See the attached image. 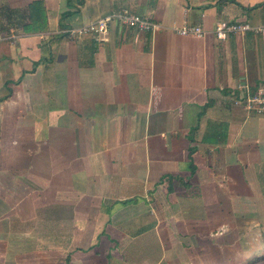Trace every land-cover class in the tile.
<instances>
[{
  "label": "crops",
  "instance_id": "crops-1",
  "mask_svg": "<svg viewBox=\"0 0 264 264\" xmlns=\"http://www.w3.org/2000/svg\"><path fill=\"white\" fill-rule=\"evenodd\" d=\"M43 1L42 31L0 10V264L212 263L216 228L264 215V115L232 94L264 82V30H212L264 26V0H83L62 22ZM121 8L158 27L64 31Z\"/></svg>",
  "mask_w": 264,
  "mask_h": 264
},
{
  "label": "built area",
  "instance_id": "built-area-1",
  "mask_svg": "<svg viewBox=\"0 0 264 264\" xmlns=\"http://www.w3.org/2000/svg\"><path fill=\"white\" fill-rule=\"evenodd\" d=\"M115 21L124 26L143 31H153L158 27L157 22L145 16H140L128 8H121L104 16L89 20L80 26H70L64 31L72 36L92 34L96 40H101L108 33L111 24ZM174 29L182 35L203 36L207 33L203 25L191 24L187 21ZM250 29L263 31L264 26L254 27L247 21L233 20L216 23L212 31L216 38L224 39L231 33H241ZM235 89L232 94L236 104L250 113L264 115V82L255 85H239Z\"/></svg>",
  "mask_w": 264,
  "mask_h": 264
},
{
  "label": "rangeland",
  "instance_id": "rangeland-1",
  "mask_svg": "<svg viewBox=\"0 0 264 264\" xmlns=\"http://www.w3.org/2000/svg\"><path fill=\"white\" fill-rule=\"evenodd\" d=\"M236 209L239 208L236 206ZM236 210V211H237ZM250 213H236L237 219L232 222L236 228H216L214 244L216 253L209 264H264V215L261 223L251 220H239V217L254 216ZM254 226H253V225ZM254 227H257L255 230ZM254 229V230H253ZM257 260H253L254 258Z\"/></svg>",
  "mask_w": 264,
  "mask_h": 264
},
{
  "label": "trees",
  "instance_id": "trees-1",
  "mask_svg": "<svg viewBox=\"0 0 264 264\" xmlns=\"http://www.w3.org/2000/svg\"><path fill=\"white\" fill-rule=\"evenodd\" d=\"M82 1L83 0H67L66 4L68 8L61 13L60 22H62L65 17L77 11L75 5L81 4ZM253 7L256 6H252L250 8ZM0 10L1 12H4L6 15H10L11 13L19 14L20 15L19 24L26 32L42 31L47 27L46 8L43 0H32L25 7L21 9H17V8L13 9V8H9L8 6L1 5ZM257 258L258 257L254 258L253 260H257ZM251 262L248 264H251Z\"/></svg>",
  "mask_w": 264,
  "mask_h": 264
}]
</instances>
